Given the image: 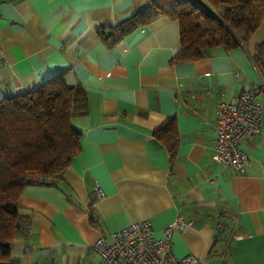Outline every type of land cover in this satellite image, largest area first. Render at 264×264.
<instances>
[{
	"label": "crops",
	"instance_id": "crops-1",
	"mask_svg": "<svg viewBox=\"0 0 264 264\" xmlns=\"http://www.w3.org/2000/svg\"><path fill=\"white\" fill-rule=\"evenodd\" d=\"M148 4L0 0V100L62 74L87 101L86 111L71 118L79 152L55 184H28L18 197L22 230L10 246L18 264H101L94 242L145 219L156 237L177 219L191 221L171 236L177 257L264 264V125L243 143L249 156L243 172L211 159L217 103L264 82L251 58L264 42V19L246 44L214 45L188 61L171 62L180 33L167 15L105 44L99 27ZM256 93L264 103L263 92ZM168 116L179 136L172 164L153 135ZM94 180L101 197L92 191ZM221 206L231 212L232 227L216 236L213 216Z\"/></svg>",
	"mask_w": 264,
	"mask_h": 264
},
{
	"label": "trees",
	"instance_id": "trees-1",
	"mask_svg": "<svg viewBox=\"0 0 264 264\" xmlns=\"http://www.w3.org/2000/svg\"><path fill=\"white\" fill-rule=\"evenodd\" d=\"M179 22L180 48L171 62L188 61L206 54L214 45L246 44L264 19V0H149L148 6L97 33L112 46L127 33L157 16ZM264 79V42L251 56ZM87 109L82 88L68 86L57 74L39 87L0 100V264H18L10 246L20 234L18 197L28 184H55L62 170L79 152L80 133L73 115ZM163 141L172 164L179 136L174 116L153 129ZM224 204V203H223ZM216 211V236L232 227L225 206ZM229 238L234 230L226 232Z\"/></svg>",
	"mask_w": 264,
	"mask_h": 264
},
{
	"label": "built area",
	"instance_id": "built-area-1",
	"mask_svg": "<svg viewBox=\"0 0 264 264\" xmlns=\"http://www.w3.org/2000/svg\"><path fill=\"white\" fill-rule=\"evenodd\" d=\"M259 91L264 95V82L260 90H243L237 96L217 103L211 159L235 173L243 172L249 162L243 143L260 134L264 125V103L256 93ZM92 191L96 197L103 195L96 180ZM188 225L191 221L177 219L165 228L162 237H156L150 220H140L113 232L110 241L99 237L93 248L101 256V264H198L195 254L177 257L173 253L171 236L174 230H182Z\"/></svg>",
	"mask_w": 264,
	"mask_h": 264
}]
</instances>
